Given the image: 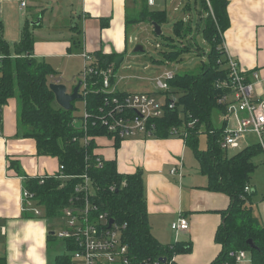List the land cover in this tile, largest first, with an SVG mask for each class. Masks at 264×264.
Returning <instances> with one entry per match:
<instances>
[{"label": "trees", "instance_id": "trees-1", "mask_svg": "<svg viewBox=\"0 0 264 264\" xmlns=\"http://www.w3.org/2000/svg\"><path fill=\"white\" fill-rule=\"evenodd\" d=\"M141 1L136 24L156 22L161 26L168 21L165 9L151 8L146 0ZM227 2L200 0L203 10L200 12L199 32L210 45L206 54L201 52L206 59L198 71L175 73L169 80L171 91L167 93L177 94L178 101L174 110L166 109L163 117L153 119L155 128L152 137H170L172 126L185 128V144L197 160L200 172L207 178L206 188L225 192L230 198L228 207L221 212L222 221L214 234V240L221 249L209 264H236V253L239 251L250 254L251 264H264V224L254 216L249 201L252 195L249 179L255 170L252 159L261 152V148L258 144H251L229 154L218 145L227 119L222 118L218 127L211 121L213 110L221 115L225 113L224 105L219 104L218 98L226 90L218 88L216 82L227 77L226 57L222 49V33L229 24ZM125 20L128 24L127 14ZM73 29L76 31L77 27L73 26ZM172 31L178 39L185 38L190 31L189 21L185 22L183 18L175 20ZM160 36H163L162 32ZM181 43L166 35L165 40L158 43L159 49L162 48L160 55L151 56V62L157 65L177 62L183 52L194 47L189 40ZM33 44V35L25 25L19 41L10 45L3 36L0 21V119L8 99L14 98L20 134L34 139L38 155L56 157L59 165L63 166L62 174L67 176H45L42 182L38 177L24 178V188L33 194L36 205L49 218H59L62 207L68 203L71 192L80 182L79 175L86 173L93 183L91 199L102 210L108 211L113 219L125 224L121 230L122 239L136 262L149 259L168 264L174 255L190 251L189 242L163 245L150 233L142 170L119 173L113 160H104L94 152L97 146L95 139L87 145L83 144L85 134L110 136L98 121L101 114L99 108L110 94L99 91L98 87L102 78L100 70L113 65L115 73L119 66L114 63L117 54L101 50L92 53L93 65L98 73L89 76L90 87L82 100L85 102L80 100L81 105L77 107L73 101V108L66 110L56 103L49 88L56 72L47 61L33 56ZM72 45L80 47V39L75 37ZM193 50L200 53L197 48ZM110 82H116L114 75L110 77ZM84 118L86 131L83 129ZM190 120H196L192 128L186 125ZM201 133L206 135L205 148L199 145ZM122 140L115 138L114 147L117 148ZM97 159L100 160L98 163ZM14 165L18 167L16 162H10V166ZM245 186H249V191L244 190ZM49 239L52 240V237L49 236ZM247 239H251L257 248H250ZM65 247L68 252L72 250L68 242H65ZM161 257L166 259L164 263L159 260ZM71 261L70 254L62 253L55 256L53 264H71Z\"/></svg>", "mask_w": 264, "mask_h": 264}, {"label": "crops", "instance_id": "crops-1", "mask_svg": "<svg viewBox=\"0 0 264 264\" xmlns=\"http://www.w3.org/2000/svg\"><path fill=\"white\" fill-rule=\"evenodd\" d=\"M227 1L229 24L222 33V46L225 53L239 62L247 80L254 83V98L264 99V0ZM21 2L25 5L21 6ZM138 3V0H0V21L3 36L10 45L19 41L22 28L27 25L34 39L33 56L47 61L56 72L52 82L62 83L60 74L72 67L77 58L84 63L83 53L92 55L101 50L115 53L123 60L129 39L127 8H136ZM157 4L156 0L155 8L164 9ZM75 37L80 39V47L72 45ZM251 72H256L257 79ZM16 108V100L8 99L0 119V264H36L37 257L53 264L56 255L70 254L65 241L66 252H60L59 247L54 254L50 252L51 246H58L57 232L61 228L53 229L43 209L33 198H23L22 192L24 178L56 176L59 162L56 157L38 155L34 139L20 134ZM242 116V112L230 116L228 125L235 126ZM95 144L94 152L104 160H113L119 173L142 170L146 219L152 236L163 245L190 243V251L174 255L172 264H209L217 256L221 246L215 242L214 234L230 198L225 192L206 188L207 178L200 172L184 138H128L116 148L114 140L101 136L95 139ZM251 144L254 143H244L243 147ZM13 161L17 168L10 166ZM253 163L249 201L254 216L264 224V164H260L261 168L254 160ZM173 167L177 168L175 174L171 173ZM259 174L263 179H258ZM179 216L188 220L187 230L171 229V223ZM57 219H63L62 209ZM25 234L29 239L19 243L18 235ZM236 264H251L250 254Z\"/></svg>", "mask_w": 264, "mask_h": 264}, {"label": "built area", "instance_id": "built-area-1", "mask_svg": "<svg viewBox=\"0 0 264 264\" xmlns=\"http://www.w3.org/2000/svg\"><path fill=\"white\" fill-rule=\"evenodd\" d=\"M146 1L149 6H155L156 0ZM24 5L25 3L21 2V6ZM222 49H224L223 46ZM82 55L84 63L79 79L81 101L90 87L89 76L98 73V69L93 65V55L90 53ZM225 57L227 77L217 81L216 86L226 90V93L218 98V102L224 105L225 113L222 118L227 121L218 145L226 151L239 150L244 143L246 144L247 134L252 133L264 154V99L254 98V83L247 80V73L241 68L239 62L228 53H225ZM174 74L173 70L164 69L153 79L150 78L154 81V91L128 92L117 90V75L113 72V65L100 70L102 78L98 90L110 94V97L99 108L101 114L98 115V121L106 128L113 140L152 136L155 128L153 119L163 117L166 109L174 110L176 107L177 101L173 98L175 94L167 93L171 91L168 82ZM112 75L116 77L114 84L110 82ZM251 75L255 79L258 77L256 72H251ZM156 95L161 97L157 99ZM239 112L244 113V116L238 118L235 126H229V117ZM195 122L196 120H190L186 122V125L192 128ZM83 129L84 131L87 129L85 118ZM170 136L185 138V128L172 126ZM97 137L99 136L85 134L82 139L83 144L87 145L90 140ZM98 161L100 160L97 159V163ZM58 169L59 173L56 176L66 178L67 176L62 174L63 166L59 165ZM176 172L177 168L173 167L171 173ZM79 179L80 182L74 187L68 203L62 208L65 227L57 232V237L68 242L72 248L71 264H142V261H145V264H160L159 261L149 259L136 262L132 258L121 235L125 224L113 219L108 211L102 210L91 199L93 183L86 173L79 175ZM40 181H43L42 177ZM249 189V186L244 187L245 191ZM22 196L26 200L33 198V194L26 189H23ZM34 212L38 213L37 210ZM188 227L189 222L183 216H179L171 223V229L174 231L187 230ZM243 257L244 251L236 253V260ZM168 264H172V260Z\"/></svg>", "mask_w": 264, "mask_h": 264}, {"label": "rangeland", "instance_id": "rangeland-1", "mask_svg": "<svg viewBox=\"0 0 264 264\" xmlns=\"http://www.w3.org/2000/svg\"><path fill=\"white\" fill-rule=\"evenodd\" d=\"M138 6L135 8L134 6H128L127 8V19H128V43H127V52L124 55V58L122 62L119 64L118 67H116L115 75H117V90L119 91H128V92H138V91H148L154 89V81L150 78H154L157 76L160 72H162L164 69L171 68L174 73H182L184 71H198L199 67L202 65V63L205 61L206 57L201 53L204 51H208L210 45L209 43L204 39V36L201 32H199V18H201V11L203 10L200 4V0H157V6H162L167 13V20L165 23L161 24V30L163 33V36L156 35L153 32V28L149 23H140L137 26L136 20L138 18V10H140L142 1L138 0ZM188 4V5H187ZM151 8H155V6H150ZM186 14V16H184ZM205 16V13H203V17ZM184 17L183 19L185 22L189 21L190 25V31L185 36V38H177L172 32L173 26L175 24V20L180 19ZM146 26H143L145 25ZM203 23L201 22V26ZM166 35H169L173 37L174 40H177V42L181 41V44H185L188 40L191 44L194 45L193 48H197V50H200V53L196 50L190 49L180 56L177 62L169 63L166 62L164 65H157L151 62L150 57L151 56H159L160 52L162 50L159 49L158 43H162L163 40H165ZM137 45H141L143 47V51L136 52L134 51V48ZM196 45V46H195ZM82 58V57H81ZM78 60L75 61L74 64H72V67H69V69L65 70L60 74L59 81H62L64 85L66 86L67 90L70 91L71 88L74 85V81L79 79L80 75V69L83 68V63H81L80 58H77ZM68 65V64H67ZM226 68V62L224 64ZM80 72V73H79ZM77 73V74H76ZM73 75V76H72ZM160 95H156V98H160ZM173 98L178 101V95L175 94ZM75 105L80 107L81 103L80 100L75 101ZM211 121L214 126H220L222 123V115L218 113L217 111H212ZM113 140L111 136H105ZM248 139L246 140V143H254V136L252 133L247 134ZM141 138V137H136ZM199 144L201 148H204L206 145V137L204 133H201L198 137ZM244 143V142H243ZM231 154L232 152H228ZM193 159V156H192ZM264 155L258 154L253 158L254 162L257 163V165H260L263 162ZM261 167V165H260ZM262 168V167H261ZM259 171V170H257ZM258 172H256L257 175ZM255 177V175L253 176ZM263 179V176H258V179ZM258 208L255 207V212L257 213ZM259 212H260V206H259ZM50 226H52L53 229H59L62 227H65V222L63 219H57L54 217H51L49 219ZM148 229L150 230V227L147 223ZM153 235V233L151 232ZM58 246L52 247L50 252L51 254H54L58 247L60 248V252H66L64 250V241L61 239H56ZM247 255V253L244 251V256Z\"/></svg>", "mask_w": 264, "mask_h": 264}, {"label": "water", "instance_id": "water-1", "mask_svg": "<svg viewBox=\"0 0 264 264\" xmlns=\"http://www.w3.org/2000/svg\"><path fill=\"white\" fill-rule=\"evenodd\" d=\"M151 26L153 28V32L156 35L161 34L162 30H161L160 25H158L156 22H151ZM134 51L141 52V51H143V47L141 45H137L134 48ZM121 60H122L121 56L116 57L115 61H114L115 65H119ZM80 86H81V81L78 80L76 82V84L74 85V87L70 91H68L66 86L63 83H59L58 81H54V82L49 83V88L54 94V98H55L56 103L60 107L66 109V110L73 108V105H72L73 101L81 100V94L79 93ZM110 222H112V219H110ZM50 233H53V232L51 231ZM246 242L250 248H252V249L257 248L251 239H247ZM159 260H161V262H163V263L166 261V259L164 257H161Z\"/></svg>", "mask_w": 264, "mask_h": 264}, {"label": "clouds", "instance_id": "clouds-1", "mask_svg": "<svg viewBox=\"0 0 264 264\" xmlns=\"http://www.w3.org/2000/svg\"><path fill=\"white\" fill-rule=\"evenodd\" d=\"M29 239V237L25 235H18V242L19 243H24ZM40 247L43 248L44 244L41 242ZM36 264H46V259L43 257H37L36 258Z\"/></svg>", "mask_w": 264, "mask_h": 264}]
</instances>
